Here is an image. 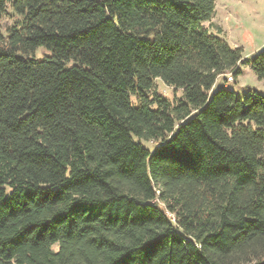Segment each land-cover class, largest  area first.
Returning <instances> with one entry per match:
<instances>
[{
    "label": "trees",
    "instance_id": "16d2710c",
    "mask_svg": "<svg viewBox=\"0 0 264 264\" xmlns=\"http://www.w3.org/2000/svg\"><path fill=\"white\" fill-rule=\"evenodd\" d=\"M8 6L0 264H264V94L216 86L264 48L210 33L214 0Z\"/></svg>",
    "mask_w": 264,
    "mask_h": 264
},
{
    "label": "rangeland",
    "instance_id": "374dc122",
    "mask_svg": "<svg viewBox=\"0 0 264 264\" xmlns=\"http://www.w3.org/2000/svg\"><path fill=\"white\" fill-rule=\"evenodd\" d=\"M215 8L211 18L203 22L210 33L218 34L231 47H241L244 58H249L259 49L264 48V0H214ZM18 20L8 6L1 17L2 28ZM49 51L38 47L34 54L37 57L47 55ZM241 74L237 77L219 76L216 86H223L235 91L236 95L264 94V81L259 80L248 64L240 65ZM154 91L175 101L181 97V90L164 84L160 79L154 80ZM149 149L156 147L157 141H143ZM162 207V205L159 203ZM171 217V214H168Z\"/></svg>",
    "mask_w": 264,
    "mask_h": 264
}]
</instances>
